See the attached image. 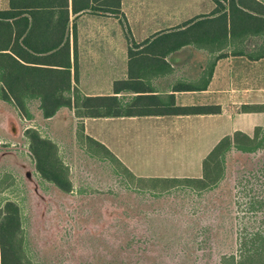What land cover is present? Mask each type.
<instances>
[{
	"label": "crops",
	"instance_id": "crops-1",
	"mask_svg": "<svg viewBox=\"0 0 264 264\" xmlns=\"http://www.w3.org/2000/svg\"><path fill=\"white\" fill-rule=\"evenodd\" d=\"M213 5L211 0H2L4 71L10 59L23 88L31 70L25 67L67 70L70 88L84 96L114 99L119 108L117 115H88L81 109L83 114L74 118L83 135L104 145L138 177L199 176L202 158L222 136L236 130L251 134L255 125H264L251 119L264 109L243 108L264 106V85L256 88L257 98H233L232 88L216 79L233 57L257 62L263 75L264 55L249 59L227 52L216 57V41L187 42L170 33L172 27L210 12ZM114 9L124 16L129 39ZM34 70V75L41 74ZM39 82L34 78L28 84ZM171 102L217 105L219 110L164 113L161 108ZM72 113L73 108L60 109L48 118L61 114L74 125ZM197 167L198 174H173L195 172Z\"/></svg>",
	"mask_w": 264,
	"mask_h": 264
},
{
	"label": "rangeland",
	"instance_id": "rangeland-1",
	"mask_svg": "<svg viewBox=\"0 0 264 264\" xmlns=\"http://www.w3.org/2000/svg\"><path fill=\"white\" fill-rule=\"evenodd\" d=\"M232 59L217 84L232 88L233 98H257L256 88L264 85L259 64ZM26 105L30 116L0 97V216L7 201L16 208L17 226L9 240L21 264H227L221 255L237 253V232L262 223L263 213L252 210L242 225L236 217L238 186L233 185L242 166L258 163L260 152L227 151L217 187L195 196L181 188L183 181L126 172L61 114L43 118L35 106ZM254 117L264 124L263 113ZM25 128L54 142L69 179L67 191L39 175ZM195 173L199 167L195 172L173 171ZM253 213L259 216L253 218ZM205 231L212 232L213 245H199Z\"/></svg>",
	"mask_w": 264,
	"mask_h": 264
},
{
	"label": "trees",
	"instance_id": "trees-1",
	"mask_svg": "<svg viewBox=\"0 0 264 264\" xmlns=\"http://www.w3.org/2000/svg\"><path fill=\"white\" fill-rule=\"evenodd\" d=\"M211 1L214 5L210 12L196 15L180 25L172 27L170 33L180 35L187 42L202 41L209 44L210 40L216 41L218 46L216 57L227 52L231 55H244L249 59L263 56L264 4L258 0ZM114 12L118 14L124 34L129 39V30L124 16L118 12V9H114ZM3 43L2 20L0 19V97L12 102L18 112L26 116H30L26 104L35 106L43 118L52 116L57 110L73 108V124L74 126L77 125L80 135L96 148H100L103 157L112 158L126 172L134 175L104 145L87 135H83L80 121L74 118L78 112L80 115L83 114L82 112L88 115H117L119 108L115 107L118 104H115L114 99L106 101L105 97L102 96L88 97L82 95L78 89L69 87L67 70H58L53 67H25L31 70L27 72L26 81L23 82L24 87L21 88L18 67L14 68L12 64L9 67L10 59L6 60L8 66L4 71ZM10 47L13 49L12 45ZM5 55L8 56V54ZM11 60L13 59L11 58ZM34 69L41 71V74L36 73L34 75ZM34 78L40 82L28 84ZM34 101L37 104H33ZM167 105L165 108H161L167 114L215 112L219 110V106L210 104L179 106L173 105L171 102ZM243 108L258 110L264 109V106L251 105ZM24 131L28 140V151L39 175L52 182L59 189L67 191L70 186L69 179L65 176V167L57 155L54 142L41 136L34 128H25ZM232 149L241 153L257 151L261 154L256 165L242 166L241 174L237 177L233 175L234 178L236 177L233 185L238 186L236 190L237 202L241 204L239 207L240 214L236 217L242 219L243 225L247 216H251L252 210L263 214L259 218L262 223L256 225L255 229L244 226L237 232L235 240V245H239L237 253L222 254L221 259H227L229 262L226 261L227 264H264V125H255L251 134L236 130L232 135L222 136L202 158L199 176L148 178H159L163 181H183L185 184L181 185L182 189V186H185L187 192L195 194V196L199 195L217 187L223 176V163L227 151ZM257 216H259L257 213H253V218ZM15 217L16 208L7 201L4 203L0 216V264H21L20 258L13 251V245L9 240V237L14 234V227L17 226ZM211 233L209 231L203 232L199 238V245H213L214 238L212 239Z\"/></svg>",
	"mask_w": 264,
	"mask_h": 264
},
{
	"label": "water",
	"instance_id": "water-1",
	"mask_svg": "<svg viewBox=\"0 0 264 264\" xmlns=\"http://www.w3.org/2000/svg\"><path fill=\"white\" fill-rule=\"evenodd\" d=\"M9 123H10V130L12 133H14L13 132L14 131V122H12V120H10Z\"/></svg>",
	"mask_w": 264,
	"mask_h": 264
}]
</instances>
